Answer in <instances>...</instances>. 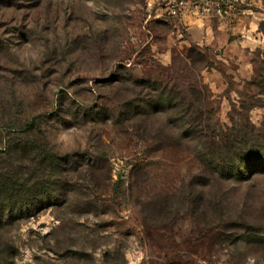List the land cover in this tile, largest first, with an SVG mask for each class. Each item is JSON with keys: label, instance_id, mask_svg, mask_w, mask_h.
I'll use <instances>...</instances> for the list:
<instances>
[{"label": "rangeland", "instance_id": "1", "mask_svg": "<svg viewBox=\"0 0 264 264\" xmlns=\"http://www.w3.org/2000/svg\"><path fill=\"white\" fill-rule=\"evenodd\" d=\"M147 1L0 0V99L15 102L0 107V133L11 114L37 113V139L74 156L69 170L60 162L57 203L0 231V264H264V176L202 186L194 155L156 150L135 119L115 117L133 80L188 91L201 76L187 58L206 66L207 51L180 49ZM245 10L264 18V0H241ZM244 55L252 76L236 78L233 58L221 96L206 102L224 131L264 127V43Z\"/></svg>", "mask_w": 264, "mask_h": 264}, {"label": "trees", "instance_id": "2", "mask_svg": "<svg viewBox=\"0 0 264 264\" xmlns=\"http://www.w3.org/2000/svg\"><path fill=\"white\" fill-rule=\"evenodd\" d=\"M190 47L206 54L201 47ZM187 60L196 71L212 67L208 56H202L200 60L206 66L198 69L192 56ZM12 73L8 93L15 99V84L21 74ZM199 83L195 82L188 91L174 92L157 81L133 80L132 87H125L132 95L118 102L115 117L125 124L135 119L137 123L128 125L152 139L158 146L156 150L179 147L194 155L201 164L197 179L202 186L213 179L248 183L263 177L264 127L259 129L247 120L222 130L206 105L213 96L205 84ZM1 99L0 107L8 109V114L12 112L15 102L9 96ZM40 116L35 113L21 120L11 114L4 124L5 134L0 133V231L56 204L57 187L66 185L60 162L69 170L74 156L54 152L49 142L37 139Z\"/></svg>", "mask_w": 264, "mask_h": 264}, {"label": "crops", "instance_id": "3", "mask_svg": "<svg viewBox=\"0 0 264 264\" xmlns=\"http://www.w3.org/2000/svg\"><path fill=\"white\" fill-rule=\"evenodd\" d=\"M190 7L188 6L180 17L166 15L161 19L168 22L167 36L175 41L180 49L185 50L188 46L196 45L207 51L208 58L214 65L215 61L220 63L221 68L216 65V70L205 67L197 71L201 76L200 83L207 86L213 97H219L221 89L226 85V77L230 76L225 63L233 62V58L238 61L239 74L236 73V78H250L254 73L253 64L244 59V50L246 48L247 51H254V48L264 43V34L260 36L256 32L258 20L264 18H258L256 15L250 17L246 10L245 13L225 17L197 14ZM169 50H172V47L161 53L165 63L172 59Z\"/></svg>", "mask_w": 264, "mask_h": 264}, {"label": "built area", "instance_id": "4", "mask_svg": "<svg viewBox=\"0 0 264 264\" xmlns=\"http://www.w3.org/2000/svg\"><path fill=\"white\" fill-rule=\"evenodd\" d=\"M241 0H149L147 1L148 17H180L188 6L197 14L232 16L238 12ZM188 4V5H187ZM157 9L152 13L153 7Z\"/></svg>", "mask_w": 264, "mask_h": 264}]
</instances>
